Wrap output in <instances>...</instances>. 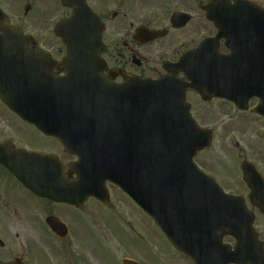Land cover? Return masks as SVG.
I'll return each mask as SVG.
<instances>
[{"label":"water","instance_id":"water-1","mask_svg":"<svg viewBox=\"0 0 264 264\" xmlns=\"http://www.w3.org/2000/svg\"><path fill=\"white\" fill-rule=\"evenodd\" d=\"M76 13L83 14L82 8ZM76 13L58 26L59 34L67 43V55L64 58L66 75L58 77L51 74L49 67L42 65L44 56L28 48L21 32L8 24L0 10V100L21 118L31 120L48 134H56L55 129H49L53 122L29 118L38 115L39 111L45 116L49 108L55 109L41 106L40 101L76 100L78 103L73 106L64 104L56 107L57 110H63L55 114L102 117L110 108L118 113L123 100L133 101V107L137 100V108L142 109L143 114L142 169H112L104 156V159L96 160L88 171L87 184L80 177L71 184L67 183L58 169L48 171L49 179L56 176L65 182L62 185L46 184L41 187L34 183V170L30 173L24 169L22 158L27 155L26 152L19 151L15 153L11 171L26 187L52 199L71 203H79L89 194L97 195L98 186L110 180L126 191L154 219L170 242L189 254L196 264H262V244L254 232V216L246 207L244 198L225 194L214 179L202 173L192 161L198 150L208 146L210 134L199 129L191 119L184 94L187 87L200 94L210 87L215 94L233 100L240 109L247 108L250 96L258 95L260 103L253 111L264 116L263 63L250 67V60L240 58L243 64L223 81L224 84L231 83L224 85L219 93L215 92L214 83L207 84L210 81L204 79L202 66L194 61L185 65L190 83L172 76L151 80L127 75L126 84L114 85L100 75L101 69L97 66L99 35L96 42L88 44L74 38L72 29L74 22H77L74 18ZM93 18L91 15L90 27ZM78 24L83 27L82 17ZM198 51L200 47L190 55L186 54L177 65L183 66L189 57L190 60H196ZM252 77L261 81L258 87H255ZM212 80L218 82L214 78ZM229 92L233 95H228ZM107 101L116 103L111 106ZM69 108L76 112H66ZM55 122L65 123V120ZM74 122L78 121H66L67 124ZM86 131L76 128L70 130ZM60 138L64 143L67 142L64 136ZM72 168L77 172V166L73 165ZM242 171L243 179L251 189L249 198L252 204L264 211V181L247 162L242 164ZM226 234L235 237L236 245L233 248L221 244V238Z\"/></svg>","mask_w":264,"mask_h":264},{"label":"flooded vegetation","instance_id":"flooded-vegetation-1","mask_svg":"<svg viewBox=\"0 0 264 264\" xmlns=\"http://www.w3.org/2000/svg\"><path fill=\"white\" fill-rule=\"evenodd\" d=\"M16 1L23 4L21 13L19 9L13 12V9L7 8L2 0L0 6L7 13L10 23L28 36L30 47L36 51L48 52L52 70L56 74L62 72L59 67L65 53L64 42L55 33L56 26L80 8L92 11L99 20L101 46L98 53L104 61L103 74L109 76L113 73L116 82L124 81L123 73L151 77L167 73L183 78L184 72L181 70H165V61H176L180 55L201 42L210 45L214 43L218 53H228L226 41L234 36L235 31L237 35L241 32L245 36L249 32L245 29L248 24L255 28L251 31L254 42L259 40L261 34L264 38V31L260 30L264 23V0H246L251 4L238 3L239 0H71L69 5L63 0H10L12 4L18 3ZM248 8L261 10L263 13L248 11ZM178 13L180 15L176 17ZM185 17L187 20L183 22ZM230 25L236 28L241 26L242 29L233 30ZM148 31L157 36L151 38ZM81 38L83 42L90 41L89 38ZM209 49L211 50V46ZM209 102L233 107L231 102L217 97L210 96L205 103ZM2 107L5 108L4 105ZM194 117L198 120L195 115ZM14 118L18 119L16 116ZM21 123L24 127L31 128L36 135L24 137L20 133V140L19 135L15 136L12 132L11 123L0 126V264H110L107 251L111 247H107L106 239L102 238V242L92 240L87 229L72 228L67 215L63 217V214L92 216L99 213L105 214L106 222H109L111 215L127 220L132 215V205H136L113 184H107L109 196L105 197L108 199L106 204L89 197L80 207L39 197L23 187L5 167L7 162L13 160L12 147L54 154L63 164L77 161L78 155L65 151L57 138L42 134L34 125L24 121ZM107 128L105 146L116 148L122 153L135 147L137 152L138 141L127 142L125 125ZM78 177L79 174L72 170L65 173L67 180ZM116 199L124 205V211H110L115 207ZM108 206L111 207L109 210L106 209ZM48 217L65 224V229L62 225L57 229L61 234L53 232L48 226ZM93 232L97 237L106 233ZM154 232L166 240L160 231ZM256 233L264 248V231ZM115 234L118 235L117 232ZM133 235L136 240L143 241L140 234ZM121 236L119 234V247L124 248V251L119 252L121 255L114 252L116 261L113 264H158L154 259H158L154 247L137 249ZM166 242L172 252L169 264H195L189 256L174 249L167 240ZM222 242L231 245L234 244V239L224 236ZM50 243L57 244L61 259H53Z\"/></svg>","mask_w":264,"mask_h":264},{"label":"rangeland","instance_id":"rangeland-1","mask_svg":"<svg viewBox=\"0 0 264 264\" xmlns=\"http://www.w3.org/2000/svg\"><path fill=\"white\" fill-rule=\"evenodd\" d=\"M2 1L7 8L13 9V12L16 9H19L20 13L23 11L21 1H16L18 3L15 4H12L10 0ZM188 100L193 105L192 114L198 118L200 123L212 122L211 124L214 125L209 147L198 153L194 160L204 171L214 175L224 190L234 194H242L247 198L248 189L242 182L239 166L242 160L247 159L253 161L259 171L264 173V120L253 116L249 111L240 112L226 104L215 102L205 103L190 93L188 94ZM13 116L0 103V126L11 123L12 132L15 136L19 135L20 140H22V135L24 137L31 134L36 135L31 128L24 127ZM247 205L251 209L250 204L248 203ZM123 206L116 199L115 207L110 209L111 207L109 208L108 206L106 209H110L112 212H122L125 210ZM253 212L255 214L254 225L256 230L264 231V215L257 212L256 209ZM131 213L132 215L127 220L111 215L109 222H106L104 218L105 214L102 215L99 213H95L92 216L85 214L69 215L67 213L63 214V217L67 215L66 218L70 221L72 228L87 229L91 234L92 240L102 242V238H104L103 240L106 239L105 243L107 247H111V250L107 251V259L110 264L116 261V255H121L124 251V248L119 247V244H121L119 234L137 249L141 248L145 250L146 248H150V246L154 247V252L158 258L156 259L154 257V259L158 264H169L172 260L170 258L172 252L166 240L160 234L158 236L155 234L154 231H159L155 224L134 205H132ZM126 222L130 223L128 224ZM93 231H106V233L105 235H98L97 237ZM135 233L142 236V242L135 239L136 237L133 235ZM54 245L57 246V244ZM54 245L49 244V249H51L50 253L54 256L53 259H61L58 246L55 248ZM125 250L127 252V249ZM120 251L122 253H119Z\"/></svg>","mask_w":264,"mask_h":264}]
</instances>
